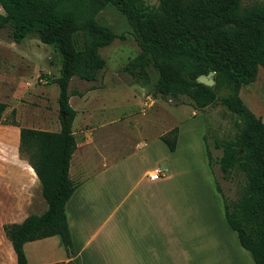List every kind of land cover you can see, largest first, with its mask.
I'll return each instance as SVG.
<instances>
[{"label": "trees", "instance_id": "1", "mask_svg": "<svg viewBox=\"0 0 264 264\" xmlns=\"http://www.w3.org/2000/svg\"><path fill=\"white\" fill-rule=\"evenodd\" d=\"M103 3L125 16L139 47L122 67L129 83L148 84L150 67L157 73L151 86L153 97L187 103L196 110L217 101L215 90L222 85L229 87V93L218 99L240 124L234 138L213 141V147L220 149L214 162L224 178L242 172L244 186L239 196L228 201L216 188L224 218L240 246L254 264H264V123L238 95L241 85L253 81L257 68L264 69V0L249 5H241L240 0H156L155 4L144 0H0V29L8 26L9 37L16 43L31 35L49 46L59 60L53 79L58 88L59 130L19 127L18 151L40 182L46 208L19 223L2 225L16 264H26L24 242L54 234L59 235L68 260L47 264H74L64 212L75 187L68 175L76 147L68 84L73 76L95 81L105 66L98 49L123 38L96 22L94 15ZM75 32L82 37L80 50L74 46ZM208 70L214 71L212 86L195 81ZM181 96L188 100L183 102ZM4 107L0 101V120ZM176 132L173 126L159 135L169 151L174 149ZM206 155L210 164L207 147Z\"/></svg>", "mask_w": 264, "mask_h": 264}, {"label": "rangeland", "instance_id": "2", "mask_svg": "<svg viewBox=\"0 0 264 264\" xmlns=\"http://www.w3.org/2000/svg\"><path fill=\"white\" fill-rule=\"evenodd\" d=\"M240 1L241 5H249L261 0ZM144 2L155 4L156 0ZM94 18L97 23L116 34H122L123 38H114L110 44L98 49L105 60V66L97 73L95 81H84L73 76L68 84L70 95H76L72 94L74 92L83 93L91 85L99 88L88 94L84 103L74 97L72 100L76 101L78 111L73 125L76 142L82 141L85 125L90 127L99 123L93 132V145L98 147L85 161L90 166L100 165L102 161L108 164L119 153L133 152V157L128 162L125 161L127 173L123 178L126 182L136 179L145 169L155 166L165 174L167 171L164 170V160L168 152L160 140L155 141L154 135L178 125L179 142L176 154L172 157L175 159V170L166 182H181L186 185L182 190L166 189L163 185L160 198H170V209L175 212L177 220L173 217L168 231L157 229L154 244H163L170 251L172 260L176 256L179 258V253L176 254L179 247L182 250L186 248L187 264H253L248 252L239 246L235 233L224 221L220 195L222 193L227 201L239 196L244 186L243 173L236 172L230 178H224L214 162L220 149L213 147V141L234 138L240 124L237 116L230 113L218 99L229 93V87L224 84L215 90L217 101L198 110L202 121L198 124L192 117V110L186 107L189 104L153 97L151 86L157 76L154 69H147L150 76L148 84L141 86L129 83L130 77L122 67L139 51V47L125 16L110 3H103ZM73 42L77 50L82 48L79 32L73 34ZM58 65V56L49 46L31 35L16 43L9 37L8 26L0 29V99L4 100L5 96L8 98V95L21 93L26 89L22 119L30 121L44 116L58 121V88L53 82L58 75ZM238 95L253 114H262V67L257 68L253 81L240 86ZM180 99L183 102L188 100L185 96ZM179 104L185 105L177 106ZM78 105H86L87 112H83L84 108H79ZM142 109L143 114H135ZM132 113L134 114L131 115ZM3 117L1 121L15 123L14 109L8 110ZM204 139L211 156L209 167L202 141ZM143 142L146 147L137 148L136 144ZM140 151L141 155L138 153ZM184 193H187V202L183 200ZM137 205L133 206H136V212H144L143 206ZM106 206L110 207L109 204ZM125 229H128L127 225Z\"/></svg>", "mask_w": 264, "mask_h": 264}, {"label": "crops", "instance_id": "3", "mask_svg": "<svg viewBox=\"0 0 264 264\" xmlns=\"http://www.w3.org/2000/svg\"><path fill=\"white\" fill-rule=\"evenodd\" d=\"M98 89H89L83 93L78 92L76 95L69 96V105L75 110L71 123L73 134V125L78 115L76 101L72 102L73 97L81 99L79 101L84 103L85 97ZM25 90L21 93L10 94L8 98L5 96L4 100L0 99L5 104L1 119L4 118L3 116L8 110L14 109L15 111V123L0 120V264H16L14 251L3 232L2 225L19 223L27 215L40 214L46 208L45 201L41 196L40 182L27 160L19 154V127L49 131H58L60 127L59 120L54 121L44 116L32 118L30 121L21 118V111L26 103ZM180 105L185 104L177 106ZM78 107L84 108L83 112H87L86 105L83 107L78 105ZM186 107L192 110V117L199 124L201 115L198 110L188 105ZM143 111L142 109L135 114H143ZM258 117L264 123V111ZM97 123L90 127L84 126L82 141H75L76 147L69 160L68 175L75 187L64 203V212L73 248L71 257L73 263L187 264L186 248L182 250L179 247L176 253H179V258L176 256L172 260L170 251L163 244H154L157 229L168 231L173 217L177 220L175 212H171L170 209L172 206L169 204L170 198H160L163 185L166 186V189L176 190H182L186 185L181 182H166V179L170 178L175 170L173 165L175 159L172 157L176 154L179 142L178 125H175L177 132L173 151H169L165 146L168 156L164 160V170L167 173L163 174L161 179L150 180L147 173L153 167L145 169L136 179L126 182L123 178L127 173L125 161L128 162L133 157V152L119 153L108 164L102 161L100 165L90 166L85 161L88 159L87 156L96 151L98 147L93 145V132L96 130L94 127L97 126ZM162 133L164 132L160 131L154 135L155 141L160 140L159 135ZM137 144V148L146 147L145 142ZM204 148L206 150L205 142ZM138 153L141 155V151ZM205 157L209 167L206 154ZM186 194L184 193L182 196L183 200L187 202ZM168 197L171 196L168 195ZM107 204H109V208L106 206ZM137 204L143 206L144 212H136V206H133ZM157 208L162 211L158 212ZM224 221L227 224L225 218ZM125 225L128 226V229H125ZM227 226L229 227L228 224ZM229 229L231 228L229 227ZM232 231L235 233L234 230ZM22 249L26 264H47L68 260L57 234L26 241L23 243Z\"/></svg>", "mask_w": 264, "mask_h": 264}, {"label": "water", "instance_id": "4", "mask_svg": "<svg viewBox=\"0 0 264 264\" xmlns=\"http://www.w3.org/2000/svg\"><path fill=\"white\" fill-rule=\"evenodd\" d=\"M213 74H214V71L208 70L205 74H200L196 76L195 81L203 85H206V86H212L214 83Z\"/></svg>", "mask_w": 264, "mask_h": 264}, {"label": "built area", "instance_id": "5", "mask_svg": "<svg viewBox=\"0 0 264 264\" xmlns=\"http://www.w3.org/2000/svg\"><path fill=\"white\" fill-rule=\"evenodd\" d=\"M162 175V170L157 166H155L149 173H147V176L150 180L159 179Z\"/></svg>", "mask_w": 264, "mask_h": 264}]
</instances>
